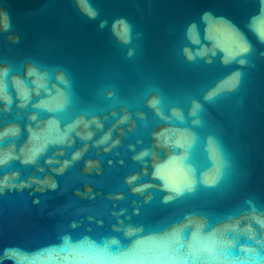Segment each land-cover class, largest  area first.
<instances>
[{
  "label": "water",
  "instance_id": "95a60500",
  "mask_svg": "<svg viewBox=\"0 0 264 264\" xmlns=\"http://www.w3.org/2000/svg\"><path fill=\"white\" fill-rule=\"evenodd\" d=\"M264 0H0V264H264Z\"/></svg>",
  "mask_w": 264,
  "mask_h": 264
},
{
  "label": "snow or ice",
  "instance_id": "6c2138e0",
  "mask_svg": "<svg viewBox=\"0 0 264 264\" xmlns=\"http://www.w3.org/2000/svg\"><path fill=\"white\" fill-rule=\"evenodd\" d=\"M252 26H253L254 30L260 31V34H261L262 36H264V30H262V29L259 27V22H258V21L254 20Z\"/></svg>",
  "mask_w": 264,
  "mask_h": 264
}]
</instances>
